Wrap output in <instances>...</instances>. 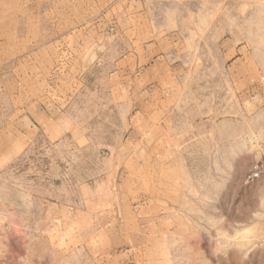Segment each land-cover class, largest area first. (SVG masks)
<instances>
[{
    "label": "rangeland",
    "instance_id": "1",
    "mask_svg": "<svg viewBox=\"0 0 264 264\" xmlns=\"http://www.w3.org/2000/svg\"><path fill=\"white\" fill-rule=\"evenodd\" d=\"M0 264H264V0H0Z\"/></svg>",
    "mask_w": 264,
    "mask_h": 264
}]
</instances>
